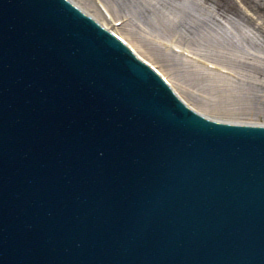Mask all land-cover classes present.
Returning a JSON list of instances; mask_svg holds the SVG:
<instances>
[{
  "label": "water",
  "instance_id": "95a60500",
  "mask_svg": "<svg viewBox=\"0 0 264 264\" xmlns=\"http://www.w3.org/2000/svg\"><path fill=\"white\" fill-rule=\"evenodd\" d=\"M0 264H264V125L197 113L71 0H0Z\"/></svg>",
  "mask_w": 264,
  "mask_h": 264
},
{
  "label": "rangeland",
  "instance_id": "374dc122",
  "mask_svg": "<svg viewBox=\"0 0 264 264\" xmlns=\"http://www.w3.org/2000/svg\"><path fill=\"white\" fill-rule=\"evenodd\" d=\"M244 1L247 3V7H253L257 16L264 20V0ZM110 2L114 9L128 12L126 13L127 18L124 16V22L127 19H129L128 21L132 20L133 26L131 29L137 32L144 43L149 42V45L154 48L169 49L172 55L181 56L180 53L173 50V43L170 41L176 38L180 39L179 36L182 34L186 42L191 38V34H195L199 37V40H202V43L206 41L207 44L211 45L205 48V52L216 57L217 60L215 61L225 62L224 64L227 65L230 63L237 66L241 71L245 70V75H239L236 80L242 88L255 92L257 97L252 99L250 97L251 101L250 99L237 100L238 103L232 105H224L214 101V97H211L200 85L194 84L189 76L177 67L174 66L170 71L176 76L179 85H183L184 89L190 94V99L198 98L210 102V104L208 103V109L205 111L207 114L218 116L219 113L217 112L225 110L226 114L229 115L237 112L238 115L232 117H238L237 119L241 121H263L264 103L258 102V96L264 98V38L259 28L261 21L257 19V16L251 15L258 23H253L256 26L255 28L251 26L252 24L249 25L250 22H247V16L244 15V13L247 14L246 10L236 0H110ZM175 27L189 30V32L174 35L170 38L171 40H167L169 38L165 39L166 37L162 35L160 36L159 31L169 30L170 28L175 29ZM156 29H159V31ZM217 39H221L223 44L216 43ZM229 42L232 44L229 45ZM165 43H169L171 47H167ZM196 55L203 61H199L198 65L208 69L205 66L207 61L202 59L199 54ZM192 62L197 64L195 61ZM209 62L215 64V62ZM223 69L229 72V69ZM212 71L221 73L217 70ZM247 101L257 102L258 107L246 108L245 103ZM237 106L239 108H232ZM248 111L253 113L250 115L247 113Z\"/></svg>",
  "mask_w": 264,
  "mask_h": 264
},
{
  "label": "bare ground",
  "instance_id": "6f19581e",
  "mask_svg": "<svg viewBox=\"0 0 264 264\" xmlns=\"http://www.w3.org/2000/svg\"><path fill=\"white\" fill-rule=\"evenodd\" d=\"M236 1H238V3L241 6H243L244 10H246L247 14L244 13V15L247 16V20H248L247 22L248 23L250 22L249 25L252 24L251 26H254L256 28L255 24L253 23L254 22L257 23V20L254 19V17L257 16V14L253 10V7L252 8L247 7V3L244 1L245 3L244 4L243 0L242 1L236 0ZM73 2L81 6V8H83L85 12H88L90 15L97 18L99 21L102 22L103 25H105L106 27H109L116 34L119 33L121 37L124 38L127 43H129L130 47L134 48L138 56H141L143 59L147 60L149 63L155 66L156 64L160 63L159 66L157 65L160 68L159 71L168 78V81L174 87V90L177 91L179 95H181V97H183V99L186 100V102L189 101L190 104L194 105V107L199 108L202 111H206L209 107L210 102L208 100H203V99L199 100L198 98L190 99L189 97L190 94H188V92L184 89L183 85H179L180 83L176 80V76L170 71L172 68H174V66L177 67L179 70L184 71V74L186 73V75L189 76V79L192 80L194 84L200 85L201 88H203L206 92H208L211 95V97H214L215 99L214 101L216 102L218 101L221 104L232 105V104H237L238 103L237 100H241V99L248 100L250 99V97L251 99L254 97H257L255 92L242 88V86L239 85L236 80V78H238L239 75L241 74L242 76L245 75V70L241 71L237 68V66L232 65L230 63L227 65V64H224L225 62L221 63L219 61H215L217 60L216 57L211 56L209 53L205 52L206 50L205 48L210 47L211 45L207 44L206 41L205 43H202V40H199V37L195 34H191L190 35L191 38L187 40L188 42L187 41L185 42L184 36L180 33L181 32L185 33L187 31L189 32V30L186 31V29L182 30V29H179V27H175V29L170 28L169 30L160 32L159 29H156L157 31H159L160 36L162 35L166 37L165 39L169 38L167 40H171L170 38H172V36L180 34L179 36L180 39L178 38L176 40V42L178 43L175 45H178L179 47L183 49L186 47L188 51L193 53V55L199 54V56L202 59H205L207 62L208 61L215 62L217 68L220 67L222 71H223V68H227L229 69V72L225 70L223 72L219 71L222 73L221 74L216 71H212V70H216L215 68L212 70L203 68L201 65L195 64L191 60L189 59L187 60L184 56H180V55L177 56L176 54L172 55L169 49H164V48L160 49L159 47L154 48L151 45H149V42L144 43L142 39L139 38L137 32L131 29V27L133 26L132 20L128 21L129 19H127V21L124 23H121V25L116 24V21H119L122 19L121 17L126 16L127 18L126 13L128 12H121L118 9H114V6L111 4L110 0H73ZM100 5L103 6L105 11L102 10ZM251 15H253L254 17L253 16L251 17ZM257 19L258 20L260 19L261 21V23H259L260 24L259 28L264 38V34H263L264 33V20L263 18H260L259 16H257ZM111 23L113 24L112 27L110 25ZM216 43L223 44V42H221V39H217ZM231 44L232 43H230L229 45ZM157 49H159L160 51H158ZM194 58H197V57H194ZM259 101L261 103H264V98L258 96V102ZM256 104L257 102L247 101L245 103L246 105L245 107L249 109H252V107L256 108L258 107V105ZM232 108L237 109L239 107L237 106V107H232ZM232 108L230 107V109ZM217 113H219V115L215 117L218 120L221 119V120H227V121L230 120L233 122L234 121L235 122H243V121L251 122V121H245V120L241 121L240 119H237L238 117L233 118L232 116L238 115L237 112L233 113V115H229L228 113L226 114L225 110H223L222 112L219 111ZM247 113L251 115L253 112L248 111ZM253 122L263 124L264 118L262 122L254 121V120L252 121V123Z\"/></svg>",
  "mask_w": 264,
  "mask_h": 264
}]
</instances>
